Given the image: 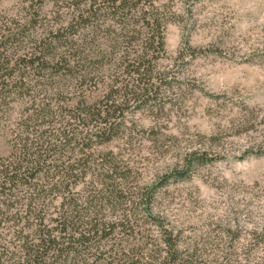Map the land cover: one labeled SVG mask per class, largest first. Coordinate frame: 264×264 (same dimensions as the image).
<instances>
[{"label": "trees", "instance_id": "1", "mask_svg": "<svg viewBox=\"0 0 264 264\" xmlns=\"http://www.w3.org/2000/svg\"><path fill=\"white\" fill-rule=\"evenodd\" d=\"M65 6L66 21L16 69L6 50L37 17L0 28V264H206L155 209L167 174L140 183L130 151L127 109L165 97L166 10L154 0Z\"/></svg>", "mask_w": 264, "mask_h": 264}, {"label": "rangeland", "instance_id": "2", "mask_svg": "<svg viewBox=\"0 0 264 264\" xmlns=\"http://www.w3.org/2000/svg\"><path fill=\"white\" fill-rule=\"evenodd\" d=\"M154 1L168 18L157 58L168 81L163 104L126 111L140 183L167 174L155 209L206 264H264V0ZM66 3L0 0V28L37 17L9 44L7 64L18 68L22 53L53 35L50 27L67 19ZM30 94L12 100L13 113Z\"/></svg>", "mask_w": 264, "mask_h": 264}]
</instances>
